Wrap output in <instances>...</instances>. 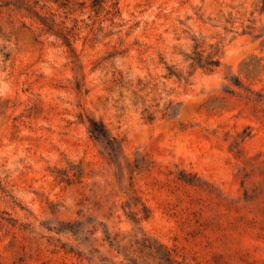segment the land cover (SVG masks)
<instances>
[{
    "label": "rangeland",
    "instance_id": "obj_1",
    "mask_svg": "<svg viewBox=\"0 0 264 264\" xmlns=\"http://www.w3.org/2000/svg\"><path fill=\"white\" fill-rule=\"evenodd\" d=\"M173 263L264 264V0H0V264Z\"/></svg>",
    "mask_w": 264,
    "mask_h": 264
},
{
    "label": "trees",
    "instance_id": "obj_2",
    "mask_svg": "<svg viewBox=\"0 0 264 264\" xmlns=\"http://www.w3.org/2000/svg\"><path fill=\"white\" fill-rule=\"evenodd\" d=\"M68 43V42H67ZM68 47H71L70 43L67 44ZM193 61V66L197 65L199 68L206 70L208 72H212L217 66H218V61L214 60L212 57H207L205 60H203L201 55H196ZM89 124V132L92 136V138L103 144L105 148L110 150L111 152L115 153L118 152L120 147L117 146V142L114 138H112L105 126L101 123L98 122L94 119H89L88 120ZM80 175L77 176V179H80ZM65 227H67L68 230H70L71 226L70 224H63ZM173 264H178V263H173Z\"/></svg>",
    "mask_w": 264,
    "mask_h": 264
}]
</instances>
